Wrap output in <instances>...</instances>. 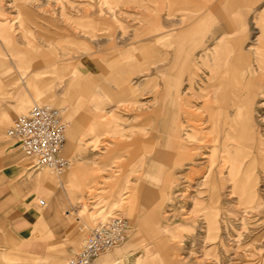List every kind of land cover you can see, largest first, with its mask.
Instances as JSON below:
<instances>
[{
	"label": "rangeland",
	"instance_id": "obj_1",
	"mask_svg": "<svg viewBox=\"0 0 264 264\" xmlns=\"http://www.w3.org/2000/svg\"><path fill=\"white\" fill-rule=\"evenodd\" d=\"M22 1L0 0V19L12 23L0 36V74L15 85L41 83L19 114L47 103L67 125L63 173L20 156L41 186L39 208L59 204L76 228L62 263L80 248L81 224L123 216L129 236L94 264H264V0H34L41 4L26 2L35 12L25 19L30 32L17 20ZM24 33L43 55L17 50L29 48ZM220 48L227 62L218 67L234 66L243 87L216 86ZM171 72L181 77L171 98L184 110L174 131ZM235 119L244 129L231 128ZM10 124L0 112L1 138L17 149L5 134ZM170 135L187 160H178V146L165 157ZM75 165L72 183L65 176Z\"/></svg>",
	"mask_w": 264,
	"mask_h": 264
},
{
	"label": "crops",
	"instance_id": "obj_2",
	"mask_svg": "<svg viewBox=\"0 0 264 264\" xmlns=\"http://www.w3.org/2000/svg\"><path fill=\"white\" fill-rule=\"evenodd\" d=\"M26 2L32 3L33 7L39 6L41 3L34 2V0H23L16 4L17 20L25 32H30V29L25 26V19L34 16L35 12L32 9L33 7L27 6ZM10 28H12V23L0 19L1 37ZM24 37L29 44V48L18 47L19 52H28L33 57L43 55V51H41V47L34 40V37L30 38L25 33ZM233 45L227 44L222 45V47L228 49L230 46L231 50L234 49ZM222 51L223 48H220L214 55L213 71L214 69L217 71L222 70L223 75L218 77L217 74V77L215 76L218 79L215 83L216 86L222 88L226 86L227 89L243 87L244 79H240L242 82H239L237 74L231 72L236 70L234 66L231 68L227 66L225 68L218 67V61L215 57L221 55L226 57L224 51ZM47 52L46 50L45 54ZM226 60L222 64L227 62ZM38 65H42V56L40 62H35L36 68H38ZM184 68H181L182 72L186 71ZM240 69L243 70V67ZM180 78V75L178 78L177 75L171 72L167 83L168 96L174 106V110L171 111L170 115L171 121L168 124L170 129L167 127L169 131H174L173 126L177 117L174 112L180 113V115L184 112L179 105H176L179 104L177 99L171 98L170 94V87H178L181 82ZM224 79H226L225 83L222 82ZM215 84L213 83L214 86ZM37 89L40 92V82H34L27 86L26 82L22 81L21 84L15 85L12 80H6L0 74V112H4L7 118H11L12 121L19 114L18 111L35 101ZM160 128V130H163L162 127ZM2 129L4 127H0V264H63V259L73 247L71 241L76 233V228L70 223L69 214H65L59 204L52 202L44 210L39 208V204L33 198L35 195L41 194V186L35 183V180L31 182L26 177L24 174L25 168L21 164L22 150L20 147L14 149L2 140ZM178 145H180L178 141L173 135H170L165 157L168 158L175 150V146ZM178 148L180 149L178 160H187L185 158L186 150L184 149V151L179 146ZM79 167V165H75L72 171L66 174L65 177L70 182H78ZM121 193L120 204L123 200V191ZM136 264H140V260Z\"/></svg>",
	"mask_w": 264,
	"mask_h": 264
},
{
	"label": "built area",
	"instance_id": "obj_3",
	"mask_svg": "<svg viewBox=\"0 0 264 264\" xmlns=\"http://www.w3.org/2000/svg\"><path fill=\"white\" fill-rule=\"evenodd\" d=\"M67 125L61 110L51 104L33 105L28 111L12 119L5 134L18 141L23 154L37 166L48 168L56 174L63 173L71 165V159L63 154ZM38 204L46 205L43 198ZM126 217L114 216L92 226L81 224V245L67 264H94L102 254L111 252L122 244L130 232Z\"/></svg>",
	"mask_w": 264,
	"mask_h": 264
},
{
	"label": "bare ground",
	"instance_id": "obj_4",
	"mask_svg": "<svg viewBox=\"0 0 264 264\" xmlns=\"http://www.w3.org/2000/svg\"><path fill=\"white\" fill-rule=\"evenodd\" d=\"M223 56L221 55V56H216L215 58H217L216 60L219 62V63H223L224 62V60H223V58H222ZM192 61H191V59H189V62L188 63H191ZM219 71V70H218ZM217 70H216V72H215V76L217 75ZM212 74V76H213V72L211 73ZM239 88V87H238ZM260 89V88H259ZM235 97H237V95H235L234 96V103L236 104V110H237V112H236V114H239V115H243V113H244V110L243 109H241V108H239L237 105H238V97L237 98H235ZM244 102H246V101H244ZM239 104H241V101H240V103ZM228 106V105H227ZM244 106L245 107H247V105L246 104H243L242 105V107L244 108ZM248 109H250L251 110V108H249V106H248ZM218 110H220V111H222V114L223 113H225L223 110H225V108L224 107H222V106H220V107H218ZM184 111V110H183ZM221 113V112H220ZM174 114H175V116L177 115V114H180V113H177V112H174ZM244 116V115H243ZM250 116H251V114H250ZM249 116V117H250ZM248 117V116H247ZM247 122H245L246 123V125H248V126H250V127H252V128H256V126H254L253 124H251V121H250V118H248L247 120H246ZM224 123L225 122H223V125H224ZM162 124V123H161ZM216 124H213V126H215ZM217 125H218V123H217ZM240 126H242V128L244 129V126H245V124H244V122L243 121H241V120H239V119H235L234 120V122H232V124H231V128L232 129H234V128H236V127H240ZM187 134V133H186ZM187 152V151H186ZM186 157H187V154H186ZM240 159V158H239ZM239 159H237V157H235V159L233 158V161H232V164H233V166H235L236 168H239V166H241L242 165V162L239 160ZM122 193L119 195L120 196V198H118V197H116L112 202H111V205H110V209H113V208H115L116 206H118L119 204H120V202H121V199H122ZM111 217H114V216H111ZM111 217H109V218H111ZM109 218H105V219H103V220H106V219H109ZM103 220H99V221H103ZM98 221V222H99Z\"/></svg>",
	"mask_w": 264,
	"mask_h": 264
}]
</instances>
